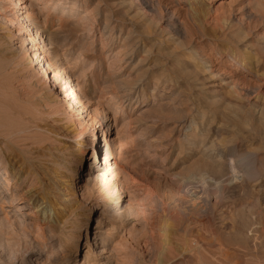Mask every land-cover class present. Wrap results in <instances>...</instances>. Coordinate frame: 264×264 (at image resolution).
Instances as JSON below:
<instances>
[{
    "label": "rangeland",
    "instance_id": "rangeland-1",
    "mask_svg": "<svg viewBox=\"0 0 264 264\" xmlns=\"http://www.w3.org/2000/svg\"><path fill=\"white\" fill-rule=\"evenodd\" d=\"M20 1L0 0V264H86L84 215L100 198L117 227L98 264H264V0ZM24 11L99 145L78 180L94 191L63 205L49 190L59 208L45 215L43 154L68 152L64 181L82 128L28 64Z\"/></svg>",
    "mask_w": 264,
    "mask_h": 264
},
{
    "label": "bare ground",
    "instance_id": "bare-ground-1",
    "mask_svg": "<svg viewBox=\"0 0 264 264\" xmlns=\"http://www.w3.org/2000/svg\"><path fill=\"white\" fill-rule=\"evenodd\" d=\"M190 1L194 2L196 0H190ZM13 2H15V5H18L19 2H21V1L20 0H13ZM198 3H199V1H198ZM18 18L19 19L16 20L18 22V25H20V28L22 30H24V33L28 36L27 37L28 38L27 41L31 45L30 48L29 47L28 48L32 49V51H35L33 53V58L32 59L30 58L31 61H29L28 64L30 62L35 63L36 66L38 64H40V67H38L39 68L38 69L39 72H41L43 75L44 74L47 75V73L51 74V76L50 75L48 76V80L49 81H53L54 89L57 86L58 89H59V93H62L60 95H63L62 97L67 99V101L69 103V104L68 103L67 104L70 105V108L75 113L74 115L76 117H78V119H79V120L77 119L78 120L77 121L78 126L82 128V130L79 131V130H77V127H76L77 125L76 124H72V126H71V127H73V129H72L73 135L81 143L80 142L77 143V147L73 150V152H71V155L73 156V164H72L71 168H69V166H66L70 170L68 169L69 173H68V175L66 177H64V181H63V179L60 180L61 177H60L59 171H60V168L66 164V161L69 160L68 159V155H69L68 152L67 151H63L62 149L54 147V148H52L50 150L48 149L47 153L43 154L44 160L42 161L43 162L42 168H39V169L41 170V173H42V176H43L42 185H44V186L46 185L45 192L43 194V197H44L45 200L42 198L40 200L41 204H39L37 206V208H41V211L45 215V214H47L46 212L48 210L50 212H57V210L59 208V207L55 208L54 206H51V204L50 205L48 204L49 203V199H50L49 196L51 194L49 192V190L50 191H52V190L55 191V193L58 195V197H57L58 201L60 202V204H63V205L64 204H69V203H71L73 201L76 202L77 201L76 200L77 191L81 192L80 196L82 198H85V195H87V193L89 194V193H92L94 191V187L97 185L96 182L94 183V185L91 188L89 186V183L88 184H84V185H80L81 182L78 181V180L80 179L81 173H83V171L85 172V165H87L86 162H87V159H88V158L86 159V156H87L88 153H90L89 151H91V156H90L88 161L92 160V162L88 164V170L91 169L92 173H93V169L95 168V164L97 163V160H98V165H99L100 162H99V159L97 158V151H98V148H99L97 146H99V145L95 144V143H97V142H95V138H94L95 129L93 128V126L89 122L91 118H89V119L87 118V120H85V118L88 117L89 114L88 115L85 114L86 116L84 118L83 114H84L85 106H83L80 103V101L78 99L79 95L77 97V93H75V90L73 89L75 87H72V85H71V82H70L71 80H69V77H67L66 74H64L62 67L57 66V65H54V66L52 65L51 66V63L48 62L47 54H46L47 53V51H46L47 49L46 50L44 49L45 45L42 44V46L37 47V45H39L43 41L41 42L40 41V40H42V39H40L41 37L40 38L38 37L37 28L35 29L36 31L35 30L33 31V30L30 29V24L27 23V18L29 20V17L27 16L26 12L25 11L21 12L19 14ZM55 66H57V67H55ZM52 67H55V68H52ZM30 69H31V65H30ZM38 70H35V71H38ZM32 72H33V70H32ZM41 73H39V74H41ZM37 76H40V75H37ZM76 90H78V89H76ZM56 98H57V96H56ZM57 99H59V98H57ZM66 106H65V108H66ZM69 109L67 108L66 110H69ZM82 116H83V118H82ZM105 127L107 128V126H105ZM105 127H103V129L101 130V132H102L101 134H102V137H103L102 142H104V144H105V149H104V152L102 153V165H103L104 169H106V171H107L108 168H109V165H110L109 163L111 162V160H113V151H112V146L110 145L111 143H109V140H107L106 132H107L108 129L105 130ZM85 131H87L89 133V135H90L88 140L83 138V134H84ZM208 149H209L208 151H211L210 148H208ZM211 154L212 153L209 152V158L212 157ZM209 158L206 159L207 161H203V163L205 162V164H203V165H205V167L212 166V164L211 165L209 164V162H211V161H208V160H210ZM212 162H213V160H212ZM198 164H200V163H198ZM102 165L100 164V166H102ZM202 168H204V166ZM206 169H208V168H206ZM96 179H98L97 181H99V183H101L103 181H106L107 178H106L105 174H97L96 175ZM48 192L50 194H48ZM53 194H52V196L56 195V194L55 195H53ZM100 199H101L100 204H98V205L97 204H92L89 207L88 212L84 215V222H83L82 229H83V232H85V234H84V237H85L84 241L85 242L83 241V238H82V241L84 242V249H86L85 256H84L86 264H98L97 256H99L101 253L98 254V251H96V249H98L99 244H103L105 242V240L108 239L109 236L111 237L113 235L112 232H114L116 230V227H117V224L115 223L116 219H113V221L115 220L114 223H110L109 224L107 222V219H108V216H109L108 215V208L106 207V205H107L106 199L107 198L106 199L105 198H100ZM118 199H119V196L116 198V201ZM94 209L99 210L100 213H99V216L96 217V221H95L96 222V227L94 228L93 238H91V236H90L91 235L90 234L91 229L89 228V220L91 219L92 211H94ZM56 215L57 214H55V217H56ZM47 218H48V215H47ZM105 227H109L111 233H106ZM105 233H106V237L105 236L102 237V235L105 234ZM81 237H82V235H78L74 245H72L71 251H72L73 256L75 254H77V252H78L79 240H80ZM99 241H100V243H99ZM94 247H96V249Z\"/></svg>",
    "mask_w": 264,
    "mask_h": 264
}]
</instances>
